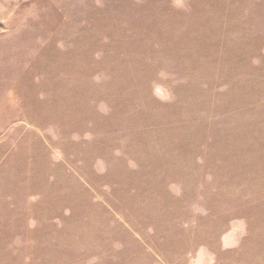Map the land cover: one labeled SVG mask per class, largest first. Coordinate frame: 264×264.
I'll list each match as a JSON object with an SVG mask.
<instances>
[{
  "label": "rangeland",
  "instance_id": "374dc122",
  "mask_svg": "<svg viewBox=\"0 0 264 264\" xmlns=\"http://www.w3.org/2000/svg\"><path fill=\"white\" fill-rule=\"evenodd\" d=\"M0 264H264V0H0Z\"/></svg>",
  "mask_w": 264,
  "mask_h": 264
},
{
  "label": "trees",
  "instance_id": "16d2710c",
  "mask_svg": "<svg viewBox=\"0 0 264 264\" xmlns=\"http://www.w3.org/2000/svg\"><path fill=\"white\" fill-rule=\"evenodd\" d=\"M243 58V57H242Z\"/></svg>",
  "mask_w": 264,
  "mask_h": 264
}]
</instances>
